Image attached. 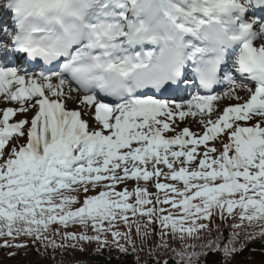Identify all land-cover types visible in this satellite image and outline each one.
<instances>
[{
  "label": "snow or ice",
  "instance_id": "6c2138e0",
  "mask_svg": "<svg viewBox=\"0 0 264 264\" xmlns=\"http://www.w3.org/2000/svg\"><path fill=\"white\" fill-rule=\"evenodd\" d=\"M0 105L9 257L264 239V0H0Z\"/></svg>",
  "mask_w": 264,
  "mask_h": 264
},
{
  "label": "trees",
  "instance_id": "16d2710c",
  "mask_svg": "<svg viewBox=\"0 0 264 264\" xmlns=\"http://www.w3.org/2000/svg\"><path fill=\"white\" fill-rule=\"evenodd\" d=\"M150 191H153L150 188ZM154 192V191H153ZM219 223V218L213 223V231L210 236L205 234L206 239H216L220 237L221 246L228 242L229 233L232 231L227 224L221 226V231L217 232L215 229V224ZM72 231H78V228L70 229ZM91 234V232H90ZM109 240L111 237L109 236ZM123 243V241H121ZM192 241H190L191 243ZM202 241H196V243H201ZM206 242V240L204 241ZM2 243V241H0ZM240 244H244L243 251L234 254L231 261L225 259L223 253H217L213 256H209L207 259L214 262V264H264V239L257 237L256 239L248 242L244 239L243 235L237 237L236 246L239 247ZM39 247V246H37ZM177 247V245H173ZM85 251L81 253L78 250H68L62 255L57 252L55 253V260L51 258V253L49 255H40L36 247L30 246L28 249H21L16 251L14 257H9L8 253L15 251V249H5L0 248V264H75L76 261H84L87 264H137L135 255H121L115 249L105 250L102 254H94L96 244L85 245ZM177 250L179 248L177 247ZM200 249H197L199 251ZM171 256V253L168 254ZM119 257V258H117ZM167 258V257H164ZM145 257L143 254L140 255V264H143ZM204 258H201L203 260Z\"/></svg>",
  "mask_w": 264,
  "mask_h": 264
},
{
  "label": "rangeland",
  "instance_id": "374dc122",
  "mask_svg": "<svg viewBox=\"0 0 264 264\" xmlns=\"http://www.w3.org/2000/svg\"><path fill=\"white\" fill-rule=\"evenodd\" d=\"M241 95H243V93H241ZM0 107H4V105H0ZM70 107H71V105H70ZM184 125H182L181 127H183ZM189 127H190V129L192 130V131H195V132H198V131H200V126L198 125V124H195V123H193V124H191V125H189ZM130 187H132V186H134L131 182H130V185H129ZM154 189V188H153ZM117 190H119V188L117 189ZM86 250H88L87 248H85Z\"/></svg>",
  "mask_w": 264,
  "mask_h": 264
},
{
  "label": "bare ground",
  "instance_id": "6f19581e",
  "mask_svg": "<svg viewBox=\"0 0 264 264\" xmlns=\"http://www.w3.org/2000/svg\"><path fill=\"white\" fill-rule=\"evenodd\" d=\"M195 132V131H194Z\"/></svg>",
  "mask_w": 264,
  "mask_h": 264
}]
</instances>
